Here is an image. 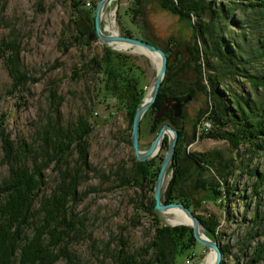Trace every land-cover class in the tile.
Segmentation results:
<instances>
[{
	"label": "rangeland",
	"instance_id": "374dc122",
	"mask_svg": "<svg viewBox=\"0 0 264 264\" xmlns=\"http://www.w3.org/2000/svg\"><path fill=\"white\" fill-rule=\"evenodd\" d=\"M99 1L86 0L82 8L90 10L94 3L96 8ZM133 1L113 0L107 5L100 24L101 31L104 34H110L115 29L119 35L128 37L123 28L125 27L132 32L135 39L144 41L145 38L146 42L149 41L165 50L172 48L175 54L172 60H168L167 67L175 64L173 58L178 52L182 57L181 62L173 66L170 74L175 77L174 88L175 90L180 88L183 92L191 90L192 93L180 100L171 98L155 113H151L147 118L144 115L139 129L140 151H146L156 136L151 131L153 118L161 117L168 110L173 112L170 104L182 103L190 98L182 109L181 117L176 118L175 124L188 134H192L194 125H196V139L184 147V154L187 156L184 161L188 171L185 180L181 181L177 190L191 195L195 200H200V205L191 211L200 221V218L213 217L217 222L215 236L218 241L211 240L218 243L220 247L222 245L229 248L228 255L222 257L224 264H246L249 260L248 256L240 255L239 248L236 246L237 241L244 236L247 230L257 229L258 226L251 221L256 214L260 216L264 212V191L258 188L257 180L253 175L247 176V172L255 167L257 168L256 173L264 172L263 148L256 152L251 151V153L249 152L252 150L251 147L244 143L234 149L226 141L204 136L198 128L201 124H205L208 132L218 130V126L213 125L209 119L210 108L215 102L212 87L215 92L220 91L223 99L232 108L233 116L236 117L237 111L236 109L234 111V107L230 105L232 103L230 98L234 94L251 100L252 97L257 98L255 93L264 98V91H254L248 81L230 77V70L226 65L223 76H219L217 73L219 71L218 60L211 57L213 53L210 50L205 52L204 45L201 43L203 39L195 29L197 27L196 17L192 16L190 20L179 19L176 15L161 9L153 0H146L142 7V15L136 19L137 26L145 25L146 27L141 31L125 14ZM234 2L237 5L234 13L220 15L221 11L224 13L225 8L235 7ZM244 4L246 0H215L214 7L219 18L214 24L225 28L224 39L227 41V48L233 49V46H230L235 42L233 38H238L237 36L242 32L238 27H234L237 26L236 22L251 17L248 10L244 9ZM118 14L121 16L120 21L117 18ZM71 18L69 0H0V42L14 39L18 42L22 68L37 80L25 92L9 95L7 91L10 90L11 80L0 53V113L6 116L5 131L10 139L14 142L24 141L27 146L34 148H37L38 137L49 121L53 123L58 120L60 126L65 128L74 123L79 115H84L93 124L88 139L89 170L78 189L79 199L73 211V216L80 220L81 224L71 235L69 250L77 256L78 264H114L115 255L122 246L129 254L141 252V255L146 256L142 251H145L146 246L152 240V222L147 214L141 213L137 216L135 206L138 201H141L143 206H149L153 198L154 183L147 186L144 183L143 190L135 185L118 186L119 179L114 174L121 166L130 168L135 158L132 145L128 142L131 137L132 124L130 128L126 113L118 110L119 104L115 98L104 91H98L100 88L98 81L101 77L90 70L87 71L84 66L92 58L99 60L103 56L105 53L103 46L116 55L121 54L127 59L129 66H134L139 76H142L143 85L146 86L145 97L153 85L158 62L154 57L132 47L106 46L99 40L84 48L74 46L64 53L63 47L59 46V40L64 26ZM111 18H113L114 28L107 32L105 28L111 23ZM204 19L207 20V18ZM243 31L250 36L253 48H255L256 33L250 32V28H244ZM194 42H197L196 46L202 65L201 74L195 70L190 61V52ZM249 69L255 78L262 79L264 60L259 59L256 63H251ZM76 70H79L78 75H74ZM209 80H212V86ZM227 86L234 94L226 90ZM204 88H206L205 92ZM52 89L56 91L57 102L59 101L60 104L57 111L50 107V90ZM228 116L225 119L227 120L226 127L222 128V131H231L232 117ZM164 140L166 147L163 145ZM164 140L159 152L146 161L150 174L159 172L168 144L167 137ZM192 154L203 156L204 159L206 156V161L209 163L204 165L207 168L206 171L203 172L197 169V166L189 164L188 158ZM26 156L25 164L30 168V157ZM75 158V154L68 157L67 164L70 167L74 165ZM243 162L248 164V168H244ZM171 165L162 186L161 200L163 203V194L173 176ZM218 169L223 171L218 174ZM58 171L55 163H51L44 170L46 185L42 188L41 195H48L54 188ZM222 175L226 177L225 180L221 177ZM5 176H7V166L3 163L0 141V180ZM200 179L220 183L223 186L222 196L215 202L207 201L211 192L195 189V184ZM254 185L259 191L253 195ZM156 213L165 226L191 228L182 223H171L170 221L177 218L173 212ZM246 252L250 254V249ZM195 253L196 258L190 260V264H203L210 255L214 259L213 253H208L199 244L195 247ZM55 264L69 263L61 259ZM177 264H187V259L183 260V257L179 256Z\"/></svg>",
	"mask_w": 264,
	"mask_h": 264
},
{
	"label": "trees",
	"instance_id": "16d2710c",
	"mask_svg": "<svg viewBox=\"0 0 264 264\" xmlns=\"http://www.w3.org/2000/svg\"><path fill=\"white\" fill-rule=\"evenodd\" d=\"M153 1L161 9L176 15L179 19L190 20L192 16L196 17L197 27L195 29L203 39L201 43L204 45L205 52L210 50L213 53L211 57L218 60L219 71L217 73L219 76H223L226 65L230 70V77L248 81L254 91H264V75L262 79H259L255 78L252 71L249 72L251 63H256L259 59L264 60V0H246L244 9L248 10L251 17L236 22L237 26L234 27H238L242 32L237 36L238 38H233L235 42L230 45L233 46V49L226 47L225 28L217 27L214 24L219 18L214 7L215 0ZM69 2L72 18L64 26L59 40V46L63 47L64 53L74 46L84 48L98 41L94 32L95 3L92 9L85 10L82 6L86 0H69ZM145 2L146 0H134L125 12L126 16H129L131 22L136 24L137 29L140 30H144L146 27L145 25L137 26L136 19L142 15V7ZM233 4L235 7L225 8L224 13L221 11L220 15L234 13L237 5L236 2ZM117 18L120 21L121 16L118 14ZM123 28L126 36L135 38L130 30ZM244 28H250V32L256 33L257 49L253 48L250 36L243 33ZM204 35L208 38H205ZM197 42L193 43L190 61L195 70L201 74L202 65L196 46ZM103 48L105 51L103 56L99 60L92 58L84 68L101 77L98 81L100 87L98 91H104L117 100L118 110H123L126 113L131 128L134 114L144 98L146 86L143 85L142 76H139L134 66H129L125 57L112 53L105 46ZM160 49L166 54L168 60H172L175 54L171 50L172 48L169 50ZM0 53L11 80L10 90L7 91L9 95L23 93L30 85L36 83L37 80L22 68L19 44L15 39L1 40ZM176 54V57L173 58L175 64L167 67V74L160 86L156 101L149 112L145 114V118L164 107L166 101L171 98L180 100L192 95L191 90L183 92L180 88H176V90L174 88L175 77L170 74L173 71V66L179 64L182 58L178 52ZM78 71L76 70L74 75H78ZM209 81L211 84L212 80ZM205 90L206 88H204V92ZM226 90L232 92L229 86ZM50 92V107L57 111L60 105L59 101L57 102V93L54 89ZM212 94L215 102L210 108L209 119L213 125L218 126V130L208 132L206 125L201 124L198 128L201 133L212 139L226 141L234 149H237L239 144L245 143L252 149L249 152H256L262 148L264 151V98L255 93L257 94L256 99L252 97L251 100H247L232 92L234 95L230 98L232 101L230 105L234 107V111L236 109V117L233 116L232 108L223 99L219 90L215 92L212 87ZM228 115L232 117L230 132L222 131V128L226 127L227 120L225 119ZM175 121L173 112L168 110L161 117L157 119L154 117L151 126L153 134H157L162 124L170 125L178 133L176 151L171 165L173 176L163 194V201L166 204L181 203L193 211L200 205V200H195L191 195L178 191L177 187L180 186L183 179L185 180L188 171L184 161L185 157L187 158L184 154V147L196 139V125H194L192 134H188L182 128L177 127ZM5 124L6 116L0 113V141L3 150V163L7 166V176L0 180V264H55L61 259H65L69 264H78L77 256L69 250V245L71 235L81 224V221L73 216V211L79 199L78 189L89 170L87 162L88 139L93 124L84 115H79L74 123L65 128L60 126L58 120L53 123L49 121L38 137L37 148L27 146L24 141H12L5 131ZM128 142L131 145L130 140ZM163 145L166 147L165 140ZM71 154H75L76 158L74 165L70 167L67 164V159ZM26 155L30 157V168L25 164ZM202 157L192 154L188 160L189 164L197 166V169L204 172L207 169L204 165L209 163L206 161V156L205 159ZM51 163H55L59 169L57 181L48 195H41L40 192L46 185L43 172ZM243 165L244 168H248V164L244 163ZM222 171V169L221 171L217 170L218 174ZM256 171V167L249 172L246 171L247 176L253 175L257 180L258 188H262L264 191V172L260 174ZM114 175L119 179L118 186L135 185L142 190L144 183L146 186L153 185L157 176V174H150L147 162L140 163L135 158L130 168L121 166ZM221 177L224 180L226 178L224 175ZM195 189L211 192L207 201L215 202L222 196L223 186L213 180L200 179L196 182ZM259 189H256L254 185L252 194L258 193ZM135 211L137 216L141 213L147 214L152 222V240L146 246L145 251H142L146 256L141 255V252L129 254L122 246L115 255L114 264H177L179 256H182L183 260L196 258L195 247L198 244L193 237L192 229L184 226H165L160 216L154 211L153 198L150 200L149 206H143L142 202L138 201ZM200 219L207 229V236L218 241L215 236L217 227L215 219L213 217ZM251 223L257 225V229L247 230L244 236L237 241L236 247L239 248L240 255L248 256L249 260L246 264L264 263V212L260 216L256 214ZM261 224L263 225L261 226ZM249 249L250 254H247L246 251ZM221 251L223 257H226L229 248L221 245Z\"/></svg>",
	"mask_w": 264,
	"mask_h": 264
},
{
	"label": "water",
	"instance_id": "95a60500",
	"mask_svg": "<svg viewBox=\"0 0 264 264\" xmlns=\"http://www.w3.org/2000/svg\"><path fill=\"white\" fill-rule=\"evenodd\" d=\"M112 1L113 0H100L95 8L94 32H95V36L98 38L100 43L106 46H113L119 44V45H124L126 48L132 47L137 51L158 58L159 60L153 85L150 91L143 98L140 106L137 108L134 114L132 121L131 137H130L135 158L140 163H144L150 160L151 158H153L161 149L164 138L167 137L168 139L167 149L160 163V169L157 174L156 180L154 182V188H153L154 210L158 213H171L174 210H179L183 214H185V216H187L190 221V223L187 225L191 227L195 241L200 246L205 248V250L208 253H214V260L212 264H221L223 257L221 247L218 243L208 238V236L206 235L207 230L204 227V225L201 223V221L183 204L181 203L165 204L161 200L162 186L164 184L166 175L169 171L175 153V147L178 139L177 131L174 130L170 125L163 124L159 129V131L157 132L149 148L146 151H140L139 148L140 123L145 113L152 107V105L156 100V97L159 92V88L166 75L168 59L166 54L160 48L149 42L138 40L135 38L121 36L116 32L114 34L112 33L104 34L101 31L100 24L102 21L104 9ZM146 97H148V99H146ZM189 99L190 98L185 99L182 103L175 102L170 104V108L173 110V115L175 118L181 117L182 109L189 101Z\"/></svg>",
	"mask_w": 264,
	"mask_h": 264
},
{
	"label": "bare ground",
	"instance_id": "6f19581e",
	"mask_svg": "<svg viewBox=\"0 0 264 264\" xmlns=\"http://www.w3.org/2000/svg\"><path fill=\"white\" fill-rule=\"evenodd\" d=\"M103 15H104V13H103ZM103 18V17H102ZM113 18H111V23L110 24H108L107 26H106V28H105V31H109L111 28L113 29L114 27H113ZM110 32V31H109ZM114 34L115 33V29H114V31H111L110 32V34ZM109 34V33H108ZM119 45V44H118ZM118 45H116L117 47H118ZM126 48V47H125ZM121 49V48H120ZM154 59L159 63V60H158V58H155L154 57ZM154 61V60H153ZM158 68V67H157ZM164 81V80H163ZM146 99H148V97H146ZM175 215H176V219L175 220H173V221H170L171 223H173V224H178V223H182V224H184V225H187V224H189L190 223V221H189V219H188V217L187 216H185V214H183L181 211H179V210H174V211H172ZM213 255H214V253H213ZM213 256L212 255H210L209 257H207L206 259H205V262L203 263V264H212V262H213Z\"/></svg>",
	"mask_w": 264,
	"mask_h": 264
},
{
	"label": "built area",
	"instance_id": "2783aa9c",
	"mask_svg": "<svg viewBox=\"0 0 264 264\" xmlns=\"http://www.w3.org/2000/svg\"><path fill=\"white\" fill-rule=\"evenodd\" d=\"M187 264H190V260H187Z\"/></svg>",
	"mask_w": 264,
	"mask_h": 264
}]
</instances>
